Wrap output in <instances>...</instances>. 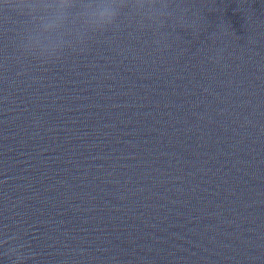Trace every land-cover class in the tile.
Instances as JSON below:
<instances>
[{
    "label": "water",
    "instance_id": "obj_1",
    "mask_svg": "<svg viewBox=\"0 0 264 264\" xmlns=\"http://www.w3.org/2000/svg\"><path fill=\"white\" fill-rule=\"evenodd\" d=\"M181 2L46 63L0 16V264H264V0Z\"/></svg>",
    "mask_w": 264,
    "mask_h": 264
},
{
    "label": "clouds",
    "instance_id": "obj_2",
    "mask_svg": "<svg viewBox=\"0 0 264 264\" xmlns=\"http://www.w3.org/2000/svg\"><path fill=\"white\" fill-rule=\"evenodd\" d=\"M124 9L139 17L141 28L159 29L168 17H175L184 27L194 28L197 24L184 17L186 6L181 0H0V16L4 19L15 23L9 13L26 17L14 37L19 55L42 63L57 60L68 50L83 51L94 33L118 29ZM24 249L23 242L7 249L12 264H23L28 259Z\"/></svg>",
    "mask_w": 264,
    "mask_h": 264
}]
</instances>
